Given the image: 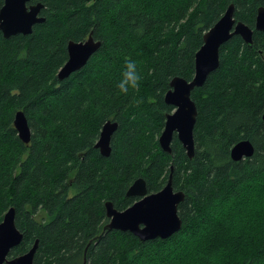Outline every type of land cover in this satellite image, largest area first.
<instances>
[{"label": "trees", "instance_id": "1", "mask_svg": "<svg viewBox=\"0 0 264 264\" xmlns=\"http://www.w3.org/2000/svg\"><path fill=\"white\" fill-rule=\"evenodd\" d=\"M37 3L46 20L31 34L0 31V223L14 207L23 233L10 258L38 242L34 264H264V32L255 29L264 0ZM231 4L237 21L254 30L253 45L233 36L218 69L193 91L194 157L177 135L166 153L159 138L174 111L165 102L170 83L194 78L204 35ZM91 33L99 51L59 80L69 42ZM128 60L143 79L124 94L117 85ZM18 111L28 119L29 144L15 129ZM108 121L118 128L106 157L95 146ZM242 140L254 154L234 161ZM172 167L173 186L185 193L180 232L141 242L105 231L107 202L126 210L139 199L127 196L137 179L157 193Z\"/></svg>", "mask_w": 264, "mask_h": 264}, {"label": "water", "instance_id": "2", "mask_svg": "<svg viewBox=\"0 0 264 264\" xmlns=\"http://www.w3.org/2000/svg\"><path fill=\"white\" fill-rule=\"evenodd\" d=\"M32 0H5L0 9V31L5 38L33 32L35 25L45 22L41 16L43 4H31ZM255 29L264 32V6L259 8ZM215 34L212 43L208 37ZM254 30L235 18L234 5L231 4L221 19L204 35L203 46L196 54L195 75L191 81L175 77L170 83V90L165 102L173 106L174 111L166 116L164 130L159 138L163 151L172 153L174 135L183 145L189 158L195 155L194 129L198 117V108L192 99L196 88L204 85L208 77L220 65V50L233 37L240 36L246 44L253 45ZM101 41L96 40L93 33L82 42L71 41L68 44V60L58 73L59 80L69 78L73 73L83 69L90 58L101 48ZM264 120V115H263ZM14 126L19 138L26 144L31 141V128L23 111L15 115ZM118 128L116 122L104 124L96 148L103 156H110L111 141ZM255 147L250 140L238 142L231 150V158L241 161L254 154ZM173 167L166 186L157 193H149L143 178L137 179L127 192L128 197L139 200L126 210L119 211L112 202L106 203L109 223L105 231H122L135 235L141 242L156 239H169L183 228V220L178 208L185 200L183 191H176L173 186ZM139 206V207H138ZM135 209V211H133ZM23 241V233L16 225V210L10 208L0 223V264H34L38 242L32 249L18 257L10 258V253Z\"/></svg>", "mask_w": 264, "mask_h": 264}, {"label": "clouds", "instance_id": "3", "mask_svg": "<svg viewBox=\"0 0 264 264\" xmlns=\"http://www.w3.org/2000/svg\"><path fill=\"white\" fill-rule=\"evenodd\" d=\"M142 79L143 76L138 70L136 61L128 60L124 66L122 78L119 80L117 86L121 93L127 94L130 88H138Z\"/></svg>", "mask_w": 264, "mask_h": 264}, {"label": "snow or ice", "instance_id": "4", "mask_svg": "<svg viewBox=\"0 0 264 264\" xmlns=\"http://www.w3.org/2000/svg\"><path fill=\"white\" fill-rule=\"evenodd\" d=\"M214 38H215V34L214 33L209 35V37H208L209 44L212 43V41H213ZM133 211H135V209H133Z\"/></svg>", "mask_w": 264, "mask_h": 264}, {"label": "rangeland", "instance_id": "5", "mask_svg": "<svg viewBox=\"0 0 264 264\" xmlns=\"http://www.w3.org/2000/svg\"><path fill=\"white\" fill-rule=\"evenodd\" d=\"M42 217L46 218L44 214H42V215L40 216L41 219H42Z\"/></svg>", "mask_w": 264, "mask_h": 264}, {"label": "flooded vegetation", "instance_id": "6", "mask_svg": "<svg viewBox=\"0 0 264 264\" xmlns=\"http://www.w3.org/2000/svg\"><path fill=\"white\" fill-rule=\"evenodd\" d=\"M135 198H137V197H135ZM139 200V199H138ZM11 254V253H10ZM9 259H11V258H9Z\"/></svg>", "mask_w": 264, "mask_h": 264}]
</instances>
